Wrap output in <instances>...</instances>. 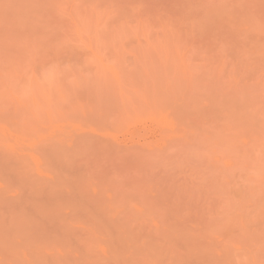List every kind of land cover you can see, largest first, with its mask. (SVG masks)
Returning <instances> with one entry per match:
<instances>
[{"label": "rangeland", "instance_id": "obj_1", "mask_svg": "<svg viewBox=\"0 0 264 264\" xmlns=\"http://www.w3.org/2000/svg\"><path fill=\"white\" fill-rule=\"evenodd\" d=\"M0 264H264V0H0Z\"/></svg>", "mask_w": 264, "mask_h": 264}]
</instances>
